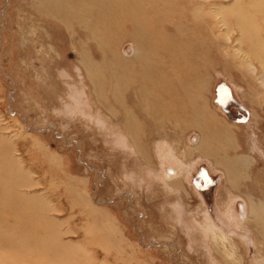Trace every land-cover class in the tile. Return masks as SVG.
<instances>
[{
    "label": "rangeland",
    "instance_id": "obj_1",
    "mask_svg": "<svg viewBox=\"0 0 264 264\" xmlns=\"http://www.w3.org/2000/svg\"><path fill=\"white\" fill-rule=\"evenodd\" d=\"M1 160L0 264H264V0H0Z\"/></svg>",
    "mask_w": 264,
    "mask_h": 264
},
{
    "label": "bare ground",
    "instance_id": "obj_2",
    "mask_svg": "<svg viewBox=\"0 0 264 264\" xmlns=\"http://www.w3.org/2000/svg\"><path fill=\"white\" fill-rule=\"evenodd\" d=\"M253 8H257V6L254 4ZM253 13L259 15L258 13H260V11L258 9H256V10H253ZM253 13L252 12L249 13L248 11H246L245 15L246 14L249 15V14H253ZM247 29H248V27H246L244 31H247ZM249 29L254 31V32H257V33L261 30V28L258 25L257 26L256 25L252 26V24L250 25ZM185 45L187 46V43ZM159 52H160L161 55H162V53H164L165 55L168 54V52L165 51L164 48H161ZM173 53H175L176 56L178 57V59L181 60V63H182L183 66L188 67L189 70H193L191 68L192 65H193V61H192L193 57L188 58V59H184L183 54L180 53L178 50H175V49L173 50ZM141 65H142V62H141ZM144 70H145V72L147 71V67L146 66H144ZM148 73H149V71H148ZM159 76L161 78H163V76H162V68H161V72L159 71ZM183 88L185 90V93H188L186 91L189 90V85L186 86V88H185V86H183ZM170 97H171V95H170ZM6 163H10V165H12L11 167H10V165L7 166L9 169L10 168L17 169L16 165H14L11 162L6 161V160L5 161L4 160L0 161V167H2L3 165L6 167ZM171 173L173 174L174 171L171 170ZM16 177H18L19 179H17ZM4 180L5 179H2V180L0 179V191L3 192V196H2V199H1L2 202L1 203H3L4 205L5 204L8 205L9 208L14 210L19 205H21L23 203V202H21V201H23V199L22 198H18V196H17V194L15 193L14 190H15V188L24 187L25 178L19 177L18 174H16L15 177H13V182H12L13 184H10V183H8V182H6ZM24 209L28 210L29 206L24 207ZM27 220H29V222H31V218H28ZM214 237H218L217 233H215ZM22 238H24V237H22ZM221 238L226 240V238L223 237V236Z\"/></svg>",
    "mask_w": 264,
    "mask_h": 264
},
{
    "label": "flooded vegetation",
    "instance_id": "obj_3",
    "mask_svg": "<svg viewBox=\"0 0 264 264\" xmlns=\"http://www.w3.org/2000/svg\"><path fill=\"white\" fill-rule=\"evenodd\" d=\"M219 97L222 100V105L224 106L225 110H229V106L227 105L228 102L231 103V96L229 92H219ZM238 117L242 119H244L246 116L243 115V113H241V111L238 112Z\"/></svg>",
    "mask_w": 264,
    "mask_h": 264
},
{
    "label": "water",
    "instance_id": "obj_4",
    "mask_svg": "<svg viewBox=\"0 0 264 264\" xmlns=\"http://www.w3.org/2000/svg\"><path fill=\"white\" fill-rule=\"evenodd\" d=\"M248 119H249V118H245V119H244V122H247V121H248Z\"/></svg>",
    "mask_w": 264,
    "mask_h": 264
}]
</instances>
